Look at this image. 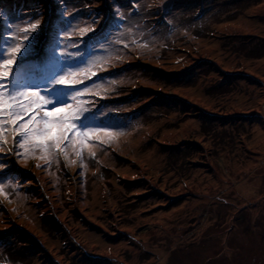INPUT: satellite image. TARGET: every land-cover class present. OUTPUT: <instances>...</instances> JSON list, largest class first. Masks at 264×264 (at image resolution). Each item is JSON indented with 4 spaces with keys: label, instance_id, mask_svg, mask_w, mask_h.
<instances>
[{
    "label": "rangeland",
    "instance_id": "1",
    "mask_svg": "<svg viewBox=\"0 0 264 264\" xmlns=\"http://www.w3.org/2000/svg\"><path fill=\"white\" fill-rule=\"evenodd\" d=\"M129 1L0 0V59L41 21L21 91L112 130L10 156L0 264H264V0Z\"/></svg>",
    "mask_w": 264,
    "mask_h": 264
},
{
    "label": "snow or ice",
    "instance_id": "2",
    "mask_svg": "<svg viewBox=\"0 0 264 264\" xmlns=\"http://www.w3.org/2000/svg\"><path fill=\"white\" fill-rule=\"evenodd\" d=\"M4 15L0 12V19H4ZM116 18L122 19L118 14ZM40 24V20L27 22V26L22 30L21 43L9 47L8 58L0 59V169L7 166L8 170H11L14 160L10 159V156H19L20 150H24L25 155L37 150L51 153L53 149L63 154L74 140H79L82 147L90 134L106 137L112 135V130L109 129H81L78 126L77 121L84 113L91 111L89 108L74 106L70 102L53 105V101L46 99L38 87L28 86L26 90L21 91L20 85L26 78L40 75L42 71L39 65L32 64L27 59L28 55L36 50L32 33ZM4 26L11 28L12 24L5 22ZM91 31H95V28ZM87 63L91 66L94 61ZM79 71H67L55 82L68 86L78 85L82 80ZM80 95L78 89L72 94L70 101H77ZM21 97L27 99L20 103ZM8 129H11V133ZM9 134L13 135L11 146L7 140ZM0 190H3L2 184Z\"/></svg>",
    "mask_w": 264,
    "mask_h": 264
},
{
    "label": "trees",
    "instance_id": "3",
    "mask_svg": "<svg viewBox=\"0 0 264 264\" xmlns=\"http://www.w3.org/2000/svg\"><path fill=\"white\" fill-rule=\"evenodd\" d=\"M123 3H125V4H128L130 1L129 0H121ZM5 11H9V8L7 9V10H5ZM15 11L17 12V9L15 8ZM18 14V13H17ZM56 16V15H55ZM8 21H11V20H9V17H8ZM59 21V20H58ZM64 20H62V22H63ZM63 24V23H62ZM52 25H54L57 29L59 28V27H57V25L54 23V24H52ZM68 35H69V32H68ZM71 38H74V37H72V36H70ZM91 38V37H90ZM44 43H45V45L47 46V45H49L50 44V41H49V39L46 37V39H45V41H44ZM256 56H258V58H260L261 56H260V54H256L255 55V57ZM85 118V117H84ZM83 119H81V121H82Z\"/></svg>",
    "mask_w": 264,
    "mask_h": 264
}]
</instances>
